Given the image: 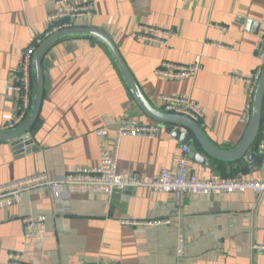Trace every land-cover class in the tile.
I'll use <instances>...</instances> for the list:
<instances>
[{
	"label": "crops",
	"instance_id": "crops-1",
	"mask_svg": "<svg viewBox=\"0 0 264 264\" xmlns=\"http://www.w3.org/2000/svg\"><path fill=\"white\" fill-rule=\"evenodd\" d=\"M94 1L96 14L85 27L113 41L151 105L165 113L160 97L192 99L204 113L200 126L212 145L222 152L236 149L247 132L253 101L249 85L233 77L249 79L263 66L258 46L264 39V0ZM55 3L0 0V134L9 133L5 125L15 112V101L7 94L8 75L18 67L32 36L46 31ZM141 26L175 36L166 45L148 44L137 39ZM198 57L201 69L195 77L157 74L163 63L191 66ZM42 71L43 100L29 132L34 150L18 154L12 141H0V186L43 172L63 177L79 167L97 166L96 131L112 135L126 114L161 125L162 132L156 140L125 138L119 171L152 178L163 169L176 173L183 149L190 146L140 108L102 42L89 36L57 41L46 51ZM32 87L34 107L35 76ZM181 131L206 161L188 154L197 177L264 179V104L258 137L247 154L258 156L256 163L246 157H212L192 131ZM31 214L45 215L47 221L26 238L22 219ZM165 218L173 219L170 226L123 224L125 219ZM181 236L186 241L183 256L177 251ZM255 245L264 246V196L253 192L185 195L178 206L173 195L147 189L111 197L79 194L60 202L43 190L24 194L20 205L0 210V264L12 253L28 264H264V253H256Z\"/></svg>",
	"mask_w": 264,
	"mask_h": 264
},
{
	"label": "built area",
	"instance_id": "built-area-1",
	"mask_svg": "<svg viewBox=\"0 0 264 264\" xmlns=\"http://www.w3.org/2000/svg\"><path fill=\"white\" fill-rule=\"evenodd\" d=\"M186 3H196L199 0H183ZM56 10L47 18V29L41 36L33 35L27 52L22 56L16 69L11 71L7 80V94L15 101L14 116L6 123L5 130L12 132L21 127L29 118L33 100V60L38 47L48 38L61 31L85 27L96 14L94 0H56ZM161 35L162 37H159ZM175 36L171 31H163L148 26H141L137 39L148 44L166 45L168 39ZM263 66L249 79L233 77L249 85L250 96L253 97L264 68V39L258 46ZM201 69V59L198 57L191 66L174 63H163L157 74L170 79L195 77ZM165 113L183 116L196 123L204 120V113L199 105L190 98L160 97ZM251 106H249V109ZM162 132L161 125H147L138 118L126 114L118 128L111 135L109 131H96L98 165L91 168H77L63 177H53L49 173L0 186V210L20 205L24 194L48 190L55 202L74 195L113 196L117 192L127 190L147 189L174 196L175 203L181 206L185 195L192 196H233L253 192L264 196V179L245 177H223L215 175L210 178H199L189 167L188 147L183 149L184 155L179 159L176 173L163 169L158 177H144L135 173H121L118 169L119 153L125 138H142L156 140ZM112 138V139H110ZM260 150L264 152V144ZM47 217L41 214H31L22 219L25 237L32 238L46 224ZM172 218L156 220L125 219L123 224L141 227L170 226ZM186 241L181 236L178 239L179 256L185 254ZM256 253H264V246L255 245ZM6 264H28L18 253L9 255ZM104 264V263H96Z\"/></svg>",
	"mask_w": 264,
	"mask_h": 264
},
{
	"label": "water",
	"instance_id": "water-1",
	"mask_svg": "<svg viewBox=\"0 0 264 264\" xmlns=\"http://www.w3.org/2000/svg\"><path fill=\"white\" fill-rule=\"evenodd\" d=\"M77 36L92 37L102 42L109 49L127 83L130 92L132 93L140 108L149 117L162 123L167 133L179 137L184 144L189 145L191 154H193L197 158H200L202 163H206L205 159L201 157L202 155L197 151L196 146L192 145L190 137L182 133L181 129H188L192 131L201 147L206 151L207 154L211 155L212 157L223 161H235L246 157L247 161L256 163L258 156H255L254 154H247L253 142L257 139L261 126L264 104V68L253 97L251 120L244 139L242 140L240 145L232 152H222L218 151L212 145V143L203 132L199 123H196L191 119L183 116L165 114L155 109L141 92L133 75L131 74L129 68L127 67L113 41L102 32L88 27L73 28L61 31L46 39L38 47L33 60V71L36 77V95L32 114L19 129L9 133L0 134V141H12L13 148L18 154H29L32 150H34V148L31 147L33 144V140L29 135V132L38 118L43 100L44 89L42 63L46 51L57 41ZM210 164L211 163H209V165Z\"/></svg>",
	"mask_w": 264,
	"mask_h": 264
},
{
	"label": "trees",
	"instance_id": "trees-1",
	"mask_svg": "<svg viewBox=\"0 0 264 264\" xmlns=\"http://www.w3.org/2000/svg\"><path fill=\"white\" fill-rule=\"evenodd\" d=\"M33 76H35V73H34V71H33ZM34 78V77H33ZM32 109H33V107H32ZM34 125H35V123H34ZM34 125L32 126V128L34 127Z\"/></svg>",
	"mask_w": 264,
	"mask_h": 264
}]
</instances>
